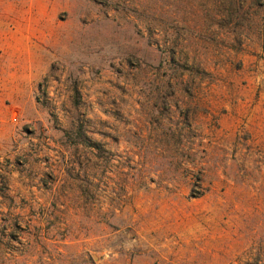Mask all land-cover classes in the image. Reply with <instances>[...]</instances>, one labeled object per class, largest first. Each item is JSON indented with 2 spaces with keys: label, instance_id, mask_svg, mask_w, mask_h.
I'll use <instances>...</instances> for the list:
<instances>
[{
  "label": "rangeland",
  "instance_id": "rangeland-1",
  "mask_svg": "<svg viewBox=\"0 0 264 264\" xmlns=\"http://www.w3.org/2000/svg\"><path fill=\"white\" fill-rule=\"evenodd\" d=\"M34 6L0 264H264V0Z\"/></svg>",
  "mask_w": 264,
  "mask_h": 264
},
{
  "label": "crops",
  "instance_id": "crops-1",
  "mask_svg": "<svg viewBox=\"0 0 264 264\" xmlns=\"http://www.w3.org/2000/svg\"><path fill=\"white\" fill-rule=\"evenodd\" d=\"M34 0H0V145H10L16 123L33 100L34 82L41 78V59H34L30 35L35 21ZM16 122V123H15ZM18 148L22 153V135ZM17 139V138H16ZM3 152V151H2ZM11 163L6 167L13 171ZM16 169V167H15ZM22 169V166L17 170Z\"/></svg>",
  "mask_w": 264,
  "mask_h": 264
},
{
  "label": "built area",
  "instance_id": "built-area-1",
  "mask_svg": "<svg viewBox=\"0 0 264 264\" xmlns=\"http://www.w3.org/2000/svg\"><path fill=\"white\" fill-rule=\"evenodd\" d=\"M0 170H1V167H0Z\"/></svg>",
  "mask_w": 264,
  "mask_h": 264
}]
</instances>
